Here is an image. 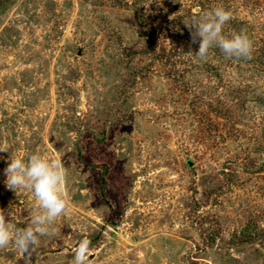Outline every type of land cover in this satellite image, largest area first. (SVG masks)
Masks as SVG:
<instances>
[{
	"label": "rangeland",
	"instance_id": "rangeland-1",
	"mask_svg": "<svg viewBox=\"0 0 264 264\" xmlns=\"http://www.w3.org/2000/svg\"><path fill=\"white\" fill-rule=\"evenodd\" d=\"M210 1L0 0V211H40L11 152L59 159L69 201L0 264H73L83 239L88 264H264V0ZM216 7L250 59L196 55L185 22Z\"/></svg>",
	"mask_w": 264,
	"mask_h": 264
},
{
	"label": "clouds",
	"instance_id": "clouds-1",
	"mask_svg": "<svg viewBox=\"0 0 264 264\" xmlns=\"http://www.w3.org/2000/svg\"><path fill=\"white\" fill-rule=\"evenodd\" d=\"M231 14L222 7H216L203 15H193L185 22L190 32L191 44L198 45L196 55L205 59L209 50L219 48L226 59L251 58L252 44L243 33L222 34L223 26ZM8 151L0 146V152ZM4 183L9 190L31 189L40 211L36 212L28 226L18 228L0 211V249L13 247L26 258L38 251L40 238L52 234L57 218L66 214L69 201L65 191L67 171L61 161L38 153L27 159L11 152L3 170ZM264 227V223L258 222ZM91 241L83 239L74 252L73 264H88Z\"/></svg>",
	"mask_w": 264,
	"mask_h": 264
},
{
	"label": "trees",
	"instance_id": "trees-1",
	"mask_svg": "<svg viewBox=\"0 0 264 264\" xmlns=\"http://www.w3.org/2000/svg\"><path fill=\"white\" fill-rule=\"evenodd\" d=\"M200 1H201V4H203V5H211V1L210 0H208L209 2H206L204 0H200Z\"/></svg>",
	"mask_w": 264,
	"mask_h": 264
}]
</instances>
